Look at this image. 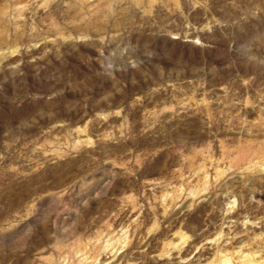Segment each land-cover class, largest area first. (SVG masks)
Returning a JSON list of instances; mask_svg holds the SVG:
<instances>
[{
  "label": "rangeland",
  "instance_id": "obj_1",
  "mask_svg": "<svg viewBox=\"0 0 264 264\" xmlns=\"http://www.w3.org/2000/svg\"><path fill=\"white\" fill-rule=\"evenodd\" d=\"M15 46L0 264L264 259V0H0Z\"/></svg>",
  "mask_w": 264,
  "mask_h": 264
},
{
  "label": "bare ground",
  "instance_id": "obj_2",
  "mask_svg": "<svg viewBox=\"0 0 264 264\" xmlns=\"http://www.w3.org/2000/svg\"><path fill=\"white\" fill-rule=\"evenodd\" d=\"M18 47L15 46L13 48H9L8 51L6 50H2L0 49V55H2L3 57H5L8 53H16L18 52ZM82 141L81 140H78L74 143V147H78L79 145H81ZM258 163V162H257ZM260 167L264 170V161H263V164L260 165ZM225 171H219V174H222L224 173ZM200 192V191H199ZM194 194V193H193ZM169 195V194H167ZM124 234V233H123ZM119 235L118 238L117 237H109L108 239H106V243L103 242V246H104V251L108 250V249H112L114 247H116V245L118 244V242H120V246L117 247V249L114 251V258L120 256L123 252H124V242H125V237L124 235ZM177 235L180 236L181 238V244L179 245H176V243L174 244L173 242H167V246H170L171 249L175 248V247H180L182 245H184L187 241L186 239V236L183 234V232H178ZM105 243V244H104ZM123 243V244H122ZM87 258V257H85ZM239 261H238V264H264V259L262 260H255L254 258V255L253 254H250V253H241L239 255ZM208 264H232V261L231 259L229 258H226L224 255L221 256V258H217L213 261H211L210 263ZM234 264V263H233Z\"/></svg>",
  "mask_w": 264,
  "mask_h": 264
}]
</instances>
